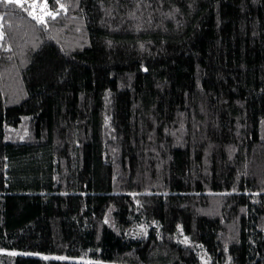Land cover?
Returning <instances> with one entry per match:
<instances>
[{
  "label": "trees",
  "instance_id": "16d2710c",
  "mask_svg": "<svg viewBox=\"0 0 264 264\" xmlns=\"http://www.w3.org/2000/svg\"><path fill=\"white\" fill-rule=\"evenodd\" d=\"M21 4L0 264H264V0Z\"/></svg>",
  "mask_w": 264,
  "mask_h": 264
},
{
  "label": "snow or ice",
  "instance_id": "6c2138e0",
  "mask_svg": "<svg viewBox=\"0 0 264 264\" xmlns=\"http://www.w3.org/2000/svg\"><path fill=\"white\" fill-rule=\"evenodd\" d=\"M0 3H15V4H19L21 7H23V4H21V0H0ZM32 7H35V5H32ZM44 7L45 8L47 7L46 3L44 5ZM61 7H63V5H61ZM29 14L31 15L32 13H29ZM46 15L52 16V18L55 19L56 13L47 12ZM33 18L38 19V21L40 23H45L43 16H41V17L33 16ZM14 254L15 253H13V255ZM45 259H47V258L45 257Z\"/></svg>",
  "mask_w": 264,
  "mask_h": 264
},
{
  "label": "rangeland",
  "instance_id": "374dc122",
  "mask_svg": "<svg viewBox=\"0 0 264 264\" xmlns=\"http://www.w3.org/2000/svg\"><path fill=\"white\" fill-rule=\"evenodd\" d=\"M21 1H23V0H21ZM17 254H24V255H27L28 253H17ZM50 258H57V257H50ZM74 261L75 262H87L88 264H91L92 263V261H84V260H81V259H74Z\"/></svg>",
  "mask_w": 264,
  "mask_h": 264
}]
</instances>
